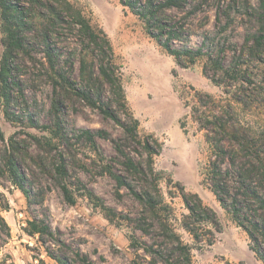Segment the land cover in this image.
Masks as SVG:
<instances>
[{"label": "rangeland", "instance_id": "rangeland-1", "mask_svg": "<svg viewBox=\"0 0 264 264\" xmlns=\"http://www.w3.org/2000/svg\"><path fill=\"white\" fill-rule=\"evenodd\" d=\"M11 1L25 11L28 30L24 49L13 54L9 102L0 95V132L4 137V142L0 139V161L10 138L19 133L23 151L19 163L28 175V188L37 198L29 206L23 193L0 173V214L11 235L0 249V264H60L48 256L47 248L64 264H166L170 244L158 218L126 187H119L107 171L127 177L138 190L146 185L156 196L160 192L172 208L170 226L191 247L194 264H264L254 252L259 250L264 255V236L256 235L257 243L251 240L211 189L207 171L211 151L205 131L194 118L206 111L208 102L204 99L206 103L198 106L196 113L198 91L212 96L223 110L229 109L234 124L249 131L252 142L248 148H237L238 152L227 157L224 168L232 173L231 195L240 196L247 208L253 206L258 222L264 226V210L257 203H246L243 191L238 193V179H234L243 174L247 186L244 192H257L264 199V41L262 47L255 43L257 37H264V0H186L180 9H167L165 17L184 29L175 46L202 50L203 55L188 68L179 66L147 35L143 22L121 0H68L110 38L117 61L123 66L128 110L139 121L140 137L154 135L162 144L161 153L154 159L160 176L158 191L151 180L142 182L123 166L125 159L119 149L136 161L144 160L145 154L120 125L74 93L59 88L56 95L48 53L77 89L89 87L80 74L79 62L86 45L77 30L51 24L45 44L38 12L46 15V10L36 8L32 0ZM5 27L0 18V65L7 50ZM95 56L99 58L101 53ZM215 64L224 71L238 66L240 73L233 79L224 71L216 72ZM96 82L91 85L94 96L101 94L111 111L131 124L132 118L113 89L106 83L101 89V82ZM55 100L60 103L59 113L53 107ZM58 117L67 136L65 143L44 129L31 127L32 121L53 130ZM98 130L108 131L120 148L97 137L94 149L82 138L83 132ZM27 134L52 140L55 150L48 154L34 144L29 149L35 159L30 158L25 151L31 142ZM61 157L68 167L74 205L66 201L55 171ZM77 179L88 192L80 189ZM182 190L198 194L217 216L219 231L205 226L200 232L202 243H197L183 226L189 212ZM104 208L115 216L114 221L107 218ZM34 218H45L52 227L53 238L46 237L45 244L26 232L28 220ZM140 228H149V232L145 234ZM210 238L212 245L206 242ZM145 246L161 255L145 252Z\"/></svg>", "mask_w": 264, "mask_h": 264}, {"label": "trees", "instance_id": "trees-1", "mask_svg": "<svg viewBox=\"0 0 264 264\" xmlns=\"http://www.w3.org/2000/svg\"><path fill=\"white\" fill-rule=\"evenodd\" d=\"M33 5L39 9H45V12H38V17L41 20L43 29V42L46 44L49 39L48 27L49 25H67L77 30L81 38L82 43L86 45L85 54H81L80 58V74L84 81L87 82L88 88L77 89L73 82L70 80L66 73L60 72L56 68L53 61V57L48 53V60L53 70V86L56 95L58 96V89L66 93H74L77 97L84 100L89 106L97 107L105 116L113 119L123 130L131 136V138L141 147L145 154V158L142 161H136L131 156L126 155L119 149V153L124 157L123 166L142 182L152 181L155 189L158 191V182L160 179L159 174L154 167V159L161 153L162 144L154 135H149L145 138L140 137L139 133V121L129 114L128 104L125 96V89L123 87V66L118 63L117 57L114 52L112 42L106 32L98 25L94 24L91 18L87 17L83 10L70 3L68 0H32ZM124 7L128 8L140 21L143 22L147 35L154 39L159 46L171 57L175 59V62L181 66L188 68L193 65L199 57H201L202 50H194L190 47L178 48L175 46V41L182 39L184 33L183 27L179 23H172L165 17V11L170 8L180 9L183 7L186 0H121ZM43 7V8H42ZM0 18L5 21V32L7 33V50L4 54L3 61L0 65V95L9 102V89L11 87L10 78L13 73L12 58L13 54L17 51L23 50L25 46L26 33L28 30V24L24 18L25 11L20 9L16 4H12L11 0H0ZM262 11L264 17V2L262 3ZM47 24V25H46ZM264 37L256 38V46H263ZM100 52L101 56L96 58V53ZM211 60V58H210ZM97 61L99 63L97 64ZM212 61V60H211ZM216 65V72L224 71L223 67ZM240 70L238 66L235 69L226 70L224 74L231 76L239 75ZM206 74V72H205ZM101 82V89L104 87L103 83L108 84L114 91L116 97L119 99V103L127 111L130 118H132L131 124H126L110 109L101 94L94 96L92 93V84H97L96 81ZM215 81V80H214ZM216 82V81H215ZM206 107V111L201 113L199 117L195 116V120L200 124V129L205 131L206 142L210 148L211 156L209 165L207 168L208 177L211 182V189L221 206L232 216L234 222L245 230L250 239L255 243L258 242L256 235L264 236V226H262L257 218L256 211L253 206H244L240 201V196H232L233 187L231 182V172L224 168L226 159L232 156V153L239 151L237 148H244L250 145L252 142L249 131L242 127H237L234 124L233 113L228 109L223 110L218 106V103L209 94L202 92H195V111L199 113L198 106ZM59 101L55 100L54 109L56 113H59ZM233 120V121H232ZM56 127L51 130L47 126L39 127L37 123L31 121V127L44 129L58 138L59 142H67V136L64 132L61 118L56 120ZM184 129V126L182 125ZM186 133V131H185ZM84 139L96 149V138L99 137L104 140H110L115 143L117 148V142L112 139L111 134L105 130H98L91 133L89 131L83 132ZM19 133L14 134L8 145L5 146L3 157L0 161V173L4 178L10 179V182L19 189L26 197L29 206L34 204L37 196L32 194L31 188H28L29 178L25 171L22 169L19 163V156L22 154V146L18 140ZM27 138L31 141L28 147H26V155L31 156L30 146L34 145L39 151L45 153H52L55 150V144L52 140H42L31 134H27ZM0 139L4 142V137L0 132ZM97 152V150H95ZM37 166L44 169L40 161L35 160ZM233 163L234 160H233ZM56 174L61 183L60 187L63 191L66 201L70 205L76 203L72 188L68 183L69 172L64 157H61L56 164ZM119 187H126L151 213H153L159 220L161 229L165 233V239L170 244V248H167L169 257L164 260L166 264H194L192 249L185 244L182 239L174 232L170 226V215L172 208L166 204L161 196L160 192H157V196L146 185L138 190L128 180L127 177L120 173H114L107 171ZM239 184V191H243V197L246 198V203H257L261 210H264V199L257 192H244L247 190V186L243 179V174L234 177ZM81 190L86 192L87 188L83 186L79 179L76 180ZM182 200L188 210V215L184 216L183 226L192 235L197 243L204 242L200 232L207 225L213 227L216 231H219L220 225L217 220L215 212L206 206L198 194L185 192L182 190ZM230 203V204H229ZM105 209L107 218L110 221H114V217L111 212ZM247 209V210H246ZM162 213H166L164 218ZM166 217V218H165ZM145 234L149 232V228H140ZM26 232L31 237H38L45 244V238H53V230L49 222L45 218H34L28 220ZM10 228L0 214V249L2 245H6L10 239ZM209 245H212V238L206 241ZM49 243H52L51 240ZM143 250L154 256L161 255L159 251L154 248L145 246ZM153 251V252H152ZM49 257L60 262L50 249L46 250ZM257 257L264 263V255L259 251H255ZM154 253V254H153Z\"/></svg>", "mask_w": 264, "mask_h": 264}]
</instances>
